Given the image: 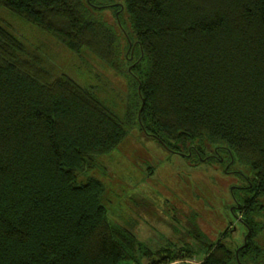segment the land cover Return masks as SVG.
Returning a JSON list of instances; mask_svg holds the SVG:
<instances>
[{
    "label": "trees",
    "instance_id": "1",
    "mask_svg": "<svg viewBox=\"0 0 264 264\" xmlns=\"http://www.w3.org/2000/svg\"><path fill=\"white\" fill-rule=\"evenodd\" d=\"M104 2L0 0L128 79L122 119L91 86L26 58L0 23V264H168L194 254L190 245L152 252L110 219L92 171L129 125L188 160L227 156L248 178L237 199L251 233L236 250L211 244L203 264H264L255 239L264 212V0H122L119 28L127 23L126 39L137 43L128 53L95 13Z\"/></svg>",
    "mask_w": 264,
    "mask_h": 264
},
{
    "label": "rangeland",
    "instance_id": "2",
    "mask_svg": "<svg viewBox=\"0 0 264 264\" xmlns=\"http://www.w3.org/2000/svg\"><path fill=\"white\" fill-rule=\"evenodd\" d=\"M121 2L105 0L106 8L95 13L116 28L125 45L127 42L128 53V41L134 44L135 39L129 35L126 39L127 23L126 29L119 28V11L115 8L122 5ZM121 17L126 19V13ZM0 23L24 43L26 58L37 59L54 76L68 74L81 84L91 86L125 119L128 107L126 77L89 54L77 55L50 34L2 6ZM127 129L128 135L118 149L101 156L91 173L99 177L107 189L110 219L130 229L152 252L166 248L164 256L175 255L183 252L187 245L191 246L192 256L174 259L168 264L176 261L175 264H203L206 248L211 244L224 243L233 250L242 246L249 230L240 222L244 212L237 195L248 183V178L229 164L227 156L222 154L220 158L215 154L213 161L205 163L188 160L169 151L138 125H129ZM84 181L85 178L79 179V183ZM255 221V239L261 244L264 242V212L256 216Z\"/></svg>",
    "mask_w": 264,
    "mask_h": 264
},
{
    "label": "water",
    "instance_id": "3",
    "mask_svg": "<svg viewBox=\"0 0 264 264\" xmlns=\"http://www.w3.org/2000/svg\"><path fill=\"white\" fill-rule=\"evenodd\" d=\"M122 9H123V5H122ZM117 19H118L119 25L122 27L119 13H117ZM129 44H130V47H133V48H135L137 46V43L132 44V42L130 41V39H129ZM238 207H241V206L239 205ZM249 233H250V231H249ZM245 241H247V240H245ZM246 244H247V242H245V245ZM238 253H239V251H237V258H238V261H239V255H238Z\"/></svg>",
    "mask_w": 264,
    "mask_h": 264
},
{
    "label": "flooded vegetation",
    "instance_id": "4",
    "mask_svg": "<svg viewBox=\"0 0 264 264\" xmlns=\"http://www.w3.org/2000/svg\"><path fill=\"white\" fill-rule=\"evenodd\" d=\"M233 210H234V208L231 209L232 212H233ZM242 219H243V218L240 219V222H242V224H245V223L243 222ZM245 226H246V224H245ZM246 228H248V227L246 226ZM248 233H249V232H248ZM248 233H246V235L244 236V239H245V240H247L246 238H248V236H249ZM245 242H246V241H244V243H245ZM244 243H243V244H244ZM243 244H242V245H243ZM240 247H241V245H240L239 247H237V249L240 248Z\"/></svg>",
    "mask_w": 264,
    "mask_h": 264
},
{
    "label": "built area",
    "instance_id": "5",
    "mask_svg": "<svg viewBox=\"0 0 264 264\" xmlns=\"http://www.w3.org/2000/svg\"><path fill=\"white\" fill-rule=\"evenodd\" d=\"M178 261H176V262H174V263H171V264H175V263H177Z\"/></svg>",
    "mask_w": 264,
    "mask_h": 264
}]
</instances>
